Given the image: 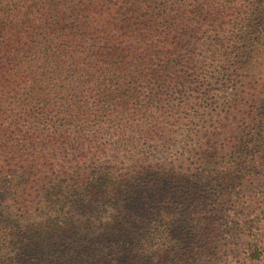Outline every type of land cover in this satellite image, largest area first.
Returning <instances> with one entry per match:
<instances>
[{
	"label": "trees",
	"instance_id": "16d2710c",
	"mask_svg": "<svg viewBox=\"0 0 264 264\" xmlns=\"http://www.w3.org/2000/svg\"><path fill=\"white\" fill-rule=\"evenodd\" d=\"M180 6L187 12L179 15ZM245 7L235 0H0V120L15 126L35 119L17 112L20 94L38 92L40 79L53 72L64 76L63 87L73 85L77 72L97 73L93 103L115 106L119 114L141 89L152 97L167 86L187 88L194 61L214 64L218 74L234 51L239 72L264 64V0ZM184 19L190 21L183 34L173 23ZM188 33L192 50L180 56L176 46ZM171 58L175 65L162 64ZM244 87L249 92L233 98L232 123L216 125L205 150L194 148L200 167L193 170L102 172L44 188L40 196L32 190L43 181L37 173L20 180L0 170V264H222L239 255V264H259L264 233L257 220L248 223L237 213L250 184L264 183V170H247L264 159V107L254 109L264 84ZM67 111L63 120L80 121V113ZM45 140L44 130L20 139L31 148ZM5 153L8 167L19 162H13L19 149ZM27 156L20 168L53 169V161ZM262 203L264 210L263 195Z\"/></svg>",
	"mask_w": 264,
	"mask_h": 264
},
{
	"label": "rangeland",
	"instance_id": "374dc122",
	"mask_svg": "<svg viewBox=\"0 0 264 264\" xmlns=\"http://www.w3.org/2000/svg\"><path fill=\"white\" fill-rule=\"evenodd\" d=\"M235 2L239 9L245 10L250 0ZM179 10V15H182V11L187 12L185 6H180ZM79 19L82 22L83 18ZM188 21L190 20L176 21L173 25L178 32L184 34L183 30L186 29ZM198 24L200 21L194 23V29ZM188 36L189 33L181 37L180 44L176 46L180 56L192 50L188 44ZM197 37L194 32V52L199 53ZM240 58L234 51L225 61L224 71L219 74L214 70V64L194 61L192 69H186L191 80L187 88L180 91L176 87L167 86L162 88L160 95L152 97L144 94L146 89H141L140 92L144 93L119 114L113 112L119 109L115 106L99 104L103 106L100 108L93 103L99 98L98 80L94 79L97 73H93L94 77H84L77 72L79 77L73 78V85L69 87H63L66 81L60 72H53L48 80L43 77L40 79L38 74L37 80L40 79L42 83L38 92L34 93L36 95H30L23 90L17 111L23 116L31 113L36 118L15 126L0 120V170H11L20 180L26 179L25 174L29 171L37 173L43 177V181L34 183L36 186H33L32 190L40 196L44 188L72 186L79 184L87 176L93 178L102 172L128 173L134 167H142L144 170H193L198 165L200 167V157L194 148L200 144L202 149L199 151L205 150L208 146V135L215 131V126L231 124L236 118V113L231 111V107H236L234 96L241 91L243 95L249 92L244 87L246 83L248 86L264 84V64L249 63L244 72H239L235 68V62L240 61ZM175 60L176 58L167 59L162 64L173 66L176 64ZM38 66L37 72L41 74L42 63ZM197 68L204 71H197ZM258 100L254 106L255 110L264 107L261 95ZM10 107L11 105L7 104L5 109ZM68 109L74 110V114H81L79 122L63 120L68 116ZM100 109L108 111L99 115L97 110ZM42 130L45 131V143L33 142L31 148L20 141L24 135L30 132L41 133ZM221 142L219 139L218 144ZM14 149H19V156L13 162H19H11L8 167L4 158L5 152ZM31 150L33 154H29ZM27 155L41 156L53 161V169L20 168V164L26 165L24 160L31 159ZM256 161L249 164L247 170H255L258 173L264 170V159ZM219 162L224 164L221 159ZM262 195L264 196L262 181L260 185L250 184L246 194L238 201L240 205L237 218L248 223L257 220L260 232L264 233V210L260 207L263 205ZM49 198L53 199L52 196ZM54 205L58 206L57 203ZM262 240L264 242V235ZM57 249L62 251L58 246ZM242 257L243 255L231 256L222 264H239ZM259 264H264V255L261 256Z\"/></svg>",
	"mask_w": 264,
	"mask_h": 264
}]
</instances>
